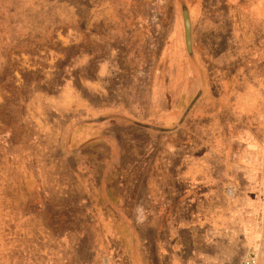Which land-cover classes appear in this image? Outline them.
<instances>
[{
  "label": "rangeland",
  "instance_id": "1",
  "mask_svg": "<svg viewBox=\"0 0 264 264\" xmlns=\"http://www.w3.org/2000/svg\"><path fill=\"white\" fill-rule=\"evenodd\" d=\"M260 121L264 0H0V264H169Z\"/></svg>",
  "mask_w": 264,
  "mask_h": 264
},
{
  "label": "crops",
  "instance_id": "2",
  "mask_svg": "<svg viewBox=\"0 0 264 264\" xmlns=\"http://www.w3.org/2000/svg\"><path fill=\"white\" fill-rule=\"evenodd\" d=\"M260 122L227 135V140L242 148L229 158L234 179L222 185H195L203 191L196 201L213 204L211 209L195 212L196 224L186 229L185 241L178 238L175 255L181 253L180 264H241L247 257L264 264V123ZM221 200L223 204L217 206ZM182 201L192 203V199Z\"/></svg>",
  "mask_w": 264,
  "mask_h": 264
},
{
  "label": "trees",
  "instance_id": "3",
  "mask_svg": "<svg viewBox=\"0 0 264 264\" xmlns=\"http://www.w3.org/2000/svg\"><path fill=\"white\" fill-rule=\"evenodd\" d=\"M183 201L180 203L182 204ZM221 204H223V200L220 201ZM196 205L191 203V202H187L186 204H184V209L182 210V208H180V211L178 213L177 211V214H180L182 216H176L172 213V209L169 208V211L171 212L170 214V218H171V221L169 223L170 225V229H171V233H170V243H171V246H173L174 243H176V240L174 239H178L180 236L184 238V241L186 239V235H187V232H186V229L187 228H191L194 226V224H196V217L197 215H195V212L196 211H199L201 208L200 207H195ZM191 207H193V212L191 213L190 215V212H191ZM187 208H190L189 209V212L185 213V211H187ZM204 208V207H203ZM205 209V208H204ZM168 211V212H169ZM188 214H189V217H188ZM176 217V218H175ZM175 241V242H174ZM187 244V242H186ZM178 245H179V239H178ZM188 245V244H187ZM168 248V247H167ZM167 248H165L164 246L163 247H160V252H162V254L160 253V257L158 258L159 262H161L162 260V256L165 258L166 256L168 257V262L169 264H180L181 262V253L178 254L177 252V255H175V251L178 250L177 249H173V247H170L171 249L170 250H167ZM187 251L185 252V256H187ZM175 255V258H173V256ZM166 259V258H165ZM163 263L164 264H167L164 259H163Z\"/></svg>",
  "mask_w": 264,
  "mask_h": 264
},
{
  "label": "water",
  "instance_id": "4",
  "mask_svg": "<svg viewBox=\"0 0 264 264\" xmlns=\"http://www.w3.org/2000/svg\"><path fill=\"white\" fill-rule=\"evenodd\" d=\"M184 25H185V41L187 46L189 45V22L187 14H184Z\"/></svg>",
  "mask_w": 264,
  "mask_h": 264
},
{
  "label": "built area",
  "instance_id": "5",
  "mask_svg": "<svg viewBox=\"0 0 264 264\" xmlns=\"http://www.w3.org/2000/svg\"><path fill=\"white\" fill-rule=\"evenodd\" d=\"M241 264H255V263L252 257H247L241 262Z\"/></svg>",
  "mask_w": 264,
  "mask_h": 264
}]
</instances>
